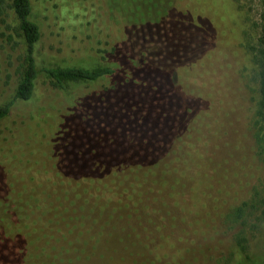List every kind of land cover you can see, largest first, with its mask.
<instances>
[{
	"label": "trees",
	"instance_id": "obj_1",
	"mask_svg": "<svg viewBox=\"0 0 264 264\" xmlns=\"http://www.w3.org/2000/svg\"><path fill=\"white\" fill-rule=\"evenodd\" d=\"M36 7L35 0H0L1 35L20 49L17 84L0 101V264L204 263L195 233L199 225L214 230L206 202L227 190L229 170L212 146L222 104L202 64L205 41L196 36L191 11L186 23L172 12L159 24L132 27L123 48L111 46L103 62L85 67L41 63ZM63 10L77 13L70 4ZM261 18L249 49L260 92L256 135L264 148V8ZM81 23L89 27L92 20ZM159 28L155 49L152 30ZM40 75L62 96L35 106ZM70 83L87 88L68 90ZM192 204L198 216L181 207L193 211ZM249 206L246 200L234 207L236 225ZM203 244L209 250V239Z\"/></svg>",
	"mask_w": 264,
	"mask_h": 264
},
{
	"label": "rangeland",
	"instance_id": "obj_2",
	"mask_svg": "<svg viewBox=\"0 0 264 264\" xmlns=\"http://www.w3.org/2000/svg\"><path fill=\"white\" fill-rule=\"evenodd\" d=\"M161 2L167 13L163 8L155 7L157 0H35L37 7L33 16L42 31L39 58L46 65L97 66L105 59L106 49L111 46L123 48L129 42L132 27H139L142 23L159 24L168 15L173 18L172 12L184 23L189 22L192 16L198 33L196 36L205 41L202 64L207 66L222 104L216 114L220 122L212 146L224 162V169L229 170L226 175L228 182L223 183L227 190L210 196L206 202L205 212L215 224L214 230L207 231L205 225L204 232L199 225L195 233L200 241L199 256L204 258L202 264H263L264 148L256 135L260 92L258 69L249 48L256 43L261 31L264 0H186L187 4H181V7L171 4V0ZM63 4H70L77 13L69 15L63 10ZM188 10L191 16L187 14ZM84 19L92 20V24L82 28ZM152 33L157 37L150 41L155 43L152 48L159 49L157 42H162V29H153ZM5 38L0 30V101L10 97L13 83L17 84L14 72L20 64L17 59L20 49L15 51L14 43L6 42ZM9 54H12L11 64L7 63ZM105 83L101 81L99 84L103 86ZM86 85L70 83L68 90H84ZM57 91L45 75H40L35 106L55 93L62 96ZM31 111V108H26L24 114L29 115ZM52 123L57 131L59 121L53 120ZM27 125L31 136L36 137L32 125ZM42 133H46L45 130ZM11 140H14L13 136ZM183 186L190 191L191 182L187 180ZM246 200L250 204L247 218L244 223L236 225L232 210ZM181 207L186 215L187 212L199 215L196 205H193V211L187 205ZM193 221L194 230H197L196 220ZM206 239H209L210 247L203 251ZM151 252L153 254L154 250Z\"/></svg>",
	"mask_w": 264,
	"mask_h": 264
}]
</instances>
